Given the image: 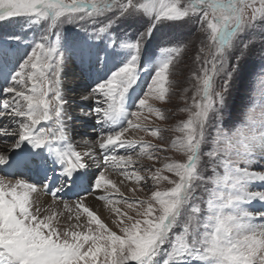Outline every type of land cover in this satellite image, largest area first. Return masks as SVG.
<instances>
[{"label": "snow or ice", "instance_id": "6c2138e0", "mask_svg": "<svg viewBox=\"0 0 264 264\" xmlns=\"http://www.w3.org/2000/svg\"><path fill=\"white\" fill-rule=\"evenodd\" d=\"M0 264H264V0H0Z\"/></svg>", "mask_w": 264, "mask_h": 264}, {"label": "rangeland", "instance_id": "374dc122", "mask_svg": "<svg viewBox=\"0 0 264 264\" xmlns=\"http://www.w3.org/2000/svg\"><path fill=\"white\" fill-rule=\"evenodd\" d=\"M68 27H69V30L71 31V27L70 26H68ZM5 28L6 29L9 28V26L5 25ZM123 30H124V27L122 26L121 31H123ZM199 35H200L199 33H196V35L193 39L195 40L196 38L199 37ZM155 43H156L155 38H153V42H152V44L149 45V49H152L154 47ZM195 50H196L195 43H191L189 45V49L186 51V53L184 55V63L181 65V68H184L186 70L187 66L190 65L191 58L194 56V55L192 56L191 53L195 54ZM73 72H74V69H69L68 75H66V77H65L66 85L72 84L73 82L76 81V77L74 75H72ZM258 74H259V69H256L255 73L252 76H250V77L246 76L245 79L242 81L241 90L237 91L234 87L232 94L228 97V100H227L228 105H230L232 107V110L234 113H238L241 110L242 105L247 101V98L249 96L258 98V88H259ZM148 79H150V77H147V76L144 77V80H148ZM142 86H145V85H143V81H142ZM253 89H255V90H253ZM67 95L69 97H77L78 98V93H68ZM157 106L165 109L166 115L169 118L167 120L160 121V120H157L155 118V116H150V119L145 121V123L151 127L160 126L162 128H169V127L174 126L175 123L178 122V120L186 118V114L180 113L178 111L179 107L184 106L183 101L179 99V90L177 91V95L172 97V102L170 104H163V105H157ZM72 110L74 111L73 115H76V113L79 112V108H77L75 106H73L71 111ZM145 115H148V114L145 113ZM75 123H78V121ZM135 135L137 137L144 136V139L146 141H150L152 143H159V141H157L155 138L151 137L150 135H147L144 132H136ZM163 135L165 137V140L167 142H170L171 137L173 136V133L164 132ZM167 155L172 156L173 158H176V159L180 158L179 154L172 153V152L167 153ZM140 163L147 165V164H150L152 162L148 161L147 159H144ZM157 166H159V165H157ZM128 186H132L131 182H128ZM128 195H132V194L128 193ZM139 195L142 197L145 194L139 193Z\"/></svg>", "mask_w": 264, "mask_h": 264}, {"label": "bare ground", "instance_id": "6f19581e", "mask_svg": "<svg viewBox=\"0 0 264 264\" xmlns=\"http://www.w3.org/2000/svg\"><path fill=\"white\" fill-rule=\"evenodd\" d=\"M73 110L71 111V113H72V115H73ZM76 113V112H75ZM78 113V112H77ZM76 113V114H77ZM78 124H79V122L78 123H76V125L78 126ZM90 131V130H89ZM76 139L78 140L79 139V137H76ZM124 191H126L127 192V188H124L123 189ZM90 203H92V205H93V207L98 211V213L101 215V217L102 218H104L105 219V221L107 222V223H111V221H110V213L108 212V210L104 207V203L103 202H101V201H95V200H92V201H90Z\"/></svg>", "mask_w": 264, "mask_h": 264}, {"label": "trees", "instance_id": "16d2710c", "mask_svg": "<svg viewBox=\"0 0 264 264\" xmlns=\"http://www.w3.org/2000/svg\"><path fill=\"white\" fill-rule=\"evenodd\" d=\"M192 54V56L194 55V53H191Z\"/></svg>", "mask_w": 264, "mask_h": 264}]
</instances>
